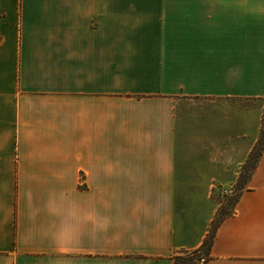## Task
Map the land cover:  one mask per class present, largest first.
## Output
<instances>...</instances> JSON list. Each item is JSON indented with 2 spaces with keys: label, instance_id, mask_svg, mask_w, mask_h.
<instances>
[{
  "label": "crops",
  "instance_id": "crops-1",
  "mask_svg": "<svg viewBox=\"0 0 264 264\" xmlns=\"http://www.w3.org/2000/svg\"><path fill=\"white\" fill-rule=\"evenodd\" d=\"M263 101L264 0H0V264L200 247ZM204 264H264V148Z\"/></svg>",
  "mask_w": 264,
  "mask_h": 264
},
{
  "label": "rangeland",
  "instance_id": "rangeland-1",
  "mask_svg": "<svg viewBox=\"0 0 264 264\" xmlns=\"http://www.w3.org/2000/svg\"><path fill=\"white\" fill-rule=\"evenodd\" d=\"M264 104V101L262 102V105ZM264 109V107H263ZM262 127H261V133L260 137L255 144L254 148L252 149V152L250 153L248 159L243 164L240 174L237 180H234L232 183H229L228 185H218L217 188L212 193V196L216 198L219 206L216 211V214L214 216V219L211 222L209 232L205 239H211L212 232L214 228L216 227L219 220L223 217L228 215L235 206V202L237 198L239 197L241 190L246 186L248 179L250 177L251 171L254 167V164L256 162L257 154L260 151L262 147V143L264 142V111L262 115ZM194 250V249H193ZM192 250H186V251H180L176 254H174L171 257L170 264H172L177 258V256H185ZM208 251V243H206L203 252L196 254L194 257V260L196 262H199L203 260L202 256H206ZM185 259H178V264H184Z\"/></svg>",
  "mask_w": 264,
  "mask_h": 264
},
{
  "label": "trees",
  "instance_id": "trees-1",
  "mask_svg": "<svg viewBox=\"0 0 264 264\" xmlns=\"http://www.w3.org/2000/svg\"><path fill=\"white\" fill-rule=\"evenodd\" d=\"M263 148H264V142L262 143V147H261L260 151H259L258 154H257L256 162H255V164H254V167H253L252 171L254 170V168H255L256 165H257L258 159H259V157H260V155H261V153H262ZM252 171H251V173H252ZM250 175H251V174H250ZM239 196H240V195H239ZM238 199H239V197L237 198V200H238ZM237 200H236V202H237ZM236 202H235V204H236ZM232 212H233V210H232L229 214H231ZM229 214H228V215H229ZM228 215L223 216V217L219 220V222L217 223L216 227L214 228V230H213V232H212L211 239H209V240H208V239H205V240L203 241V243L201 244L200 247H198V248L192 250V251L189 252L187 255H185V256H183V257H181V256H177V257H176L177 259H176L172 264H178V262H177L178 259H185L184 264H204V263H206V262L209 260V258H210L211 248H212V244H213V241H214V237H215V234H216L217 227H218V225H219V224H220V223H221V222H222V221H223ZM206 243H208V251H207L206 256H202L203 260H201V261H199V262H196V261L194 260V257H193V256H195V255L198 254V253L203 252V249H204Z\"/></svg>",
  "mask_w": 264,
  "mask_h": 264
}]
</instances>
